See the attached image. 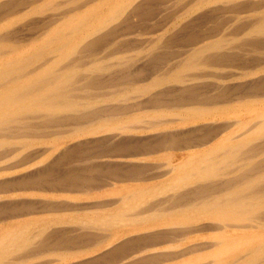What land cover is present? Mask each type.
<instances>
[{
    "label": "bare ground",
    "instance_id": "6f19581e",
    "mask_svg": "<svg viewBox=\"0 0 264 264\" xmlns=\"http://www.w3.org/2000/svg\"><path fill=\"white\" fill-rule=\"evenodd\" d=\"M0 264H264V0H0Z\"/></svg>",
    "mask_w": 264,
    "mask_h": 264
},
{
    "label": "rangeland",
    "instance_id": "374dc122",
    "mask_svg": "<svg viewBox=\"0 0 264 264\" xmlns=\"http://www.w3.org/2000/svg\"><path fill=\"white\" fill-rule=\"evenodd\" d=\"M153 135H156V134H154V133H152V135L150 134V136H153ZM145 136H143V138H144ZM147 137V136H146ZM161 153H169V156H171V155H173L174 153L176 154V155H178V153L177 152H174V151H165V152H161ZM175 157H173V159H174ZM161 160H160V162H163L164 161V159H162V158H160ZM101 179H103V178H101Z\"/></svg>",
    "mask_w": 264,
    "mask_h": 264
}]
</instances>
